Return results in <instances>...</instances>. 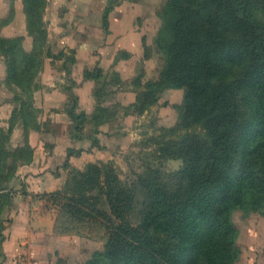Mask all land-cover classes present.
<instances>
[{
	"label": "trees",
	"instance_id": "obj_1",
	"mask_svg": "<svg viewBox=\"0 0 264 264\" xmlns=\"http://www.w3.org/2000/svg\"><path fill=\"white\" fill-rule=\"evenodd\" d=\"M46 6V0H23L30 50L22 35L0 33L6 82L30 99L51 54ZM114 6L103 15L107 31ZM158 16L154 41L164 67L157 78L143 81V70L134 77L138 91L130 107L143 114L167 89H182L178 119L148 139L155 146L135 178L123 179L112 161H91L47 193L60 210L58 233L81 234L96 221L106 230L103 248L77 264H236L234 213L264 215V0H164ZM83 75L95 81L97 104L91 116L79 110V95L68 87L66 109L79 133L88 122L95 128L114 119L113 107L104 104L112 92L107 87L122 82L117 71L107 80L99 64ZM34 112L23 98L9 126L0 125V257L5 212L16 195L11 183L34 159L27 131ZM19 122L25 143L15 146L11 134ZM169 159H180L181 167L166 170Z\"/></svg>",
	"mask_w": 264,
	"mask_h": 264
},
{
	"label": "rangeland",
	"instance_id": "obj_2",
	"mask_svg": "<svg viewBox=\"0 0 264 264\" xmlns=\"http://www.w3.org/2000/svg\"><path fill=\"white\" fill-rule=\"evenodd\" d=\"M163 2L164 0H46L47 6L43 18L49 33L47 45L51 54L44 57L43 66L33 82L34 91L31 99L16 85L7 84L6 64L4 59L0 58V125L8 127L12 110L20 106L23 98L28 100L35 110V118L29 120L30 124L27 128L28 141L35 149L34 159L37 153L38 162L42 165L38 167V164H35V167L29 170L22 167L27 164L18 168L16 177L11 183L15 191L14 195L20 192L29 194L25 183L21 187L14 185L15 180L20 178V181H24V177H29V171L35 177L45 176L46 190L37 195L55 214L56 232L61 223L58 219L60 210L47 194L50 190L62 187L74 168H82L91 161H112L123 179L135 178L143 170L144 160L149 157L148 153L155 146L148 139L160 133L163 126L174 125L178 119L176 105L183 99L182 89H167L158 103L143 114H137L130 107L138 91L134 77L143 70V81L157 78L164 67V57L156 48L154 41L161 23L158 10ZM116 3L127 5L130 21L137 31L139 28L140 33L144 34L141 59H137L132 67L128 64L125 66L128 73L122 77L120 84L107 87L108 89L111 87L112 92L108 94L104 104L107 102L106 104L113 107L116 115L114 119L95 128L92 122H88L79 133L66 109L69 102L68 87L72 85L73 90L80 96L79 110H85L90 116L95 111L97 101L89 86L83 84L80 89L78 85L84 64L77 61V51L68 43L72 40L66 39L64 33L65 31L69 33L71 29H75L77 22L80 23L88 18H91L90 21L96 26L100 25L107 6L111 4L114 6ZM13 8L15 11L11 15ZM7 19L10 21L0 26V33L6 36L23 35L24 47L30 50L33 39L26 30L23 0H0V24ZM91 34L97 38L95 33ZM129 46L132 48L131 44ZM91 50L94 58L98 59L100 52L97 49L91 48ZM147 54L146 61L144 56ZM123 55L129 56L127 51ZM103 68L107 73V80L117 71L112 62ZM91 88L94 91L95 83ZM18 95L20 97L23 95V98L17 99ZM25 129L20 122L14 125L11 134L12 145L25 143ZM79 134L82 137L78 138ZM181 164L180 159H169L165 162V169L177 170ZM48 183L50 184L47 185ZM55 183L56 187L53 188L52 185ZM5 216L9 220L7 210ZM234 221L239 229L238 244L241 248L236 264H264V215L256 212L246 215L242 211H236ZM81 230L83 231L81 234L59 233L71 236L67 239L66 250L57 251L58 264H67V260L79 263L87 255L89 258L95 250L103 248L106 230L101 222L88 223L82 226ZM5 231L6 229L4 241ZM51 258L50 262L55 263Z\"/></svg>",
	"mask_w": 264,
	"mask_h": 264
},
{
	"label": "crops",
	"instance_id": "obj_3",
	"mask_svg": "<svg viewBox=\"0 0 264 264\" xmlns=\"http://www.w3.org/2000/svg\"><path fill=\"white\" fill-rule=\"evenodd\" d=\"M90 20L92 19L88 18L80 23L77 22L75 29H71L69 33L65 31L64 34L66 35L64 36H67L66 39L72 40L68 41V43L76 49L77 61L79 60V62L84 64L81 79L78 82L80 89L85 84L90 87L93 93L91 87L95 81L84 79V69L86 67H94L98 64L103 67L107 64L109 66L112 62L115 64L117 72L123 77L128 73L125 66L128 64L132 67L137 59H141L144 34L142 35L140 33L138 27L137 31L136 27L130 21L125 3H117L109 12L108 31L105 29L103 19L100 25L97 24V26ZM91 33H95L97 38ZM129 44L132 45V48ZM91 48L97 49L100 52L98 59L96 57L94 58L91 53ZM125 51H127L129 56L123 55ZM132 53L134 54L133 57ZM147 58L144 56L146 61ZM37 155L36 153L35 159L31 164L22 167L29 170L34 168L35 164H38V167L42 166L38 162ZM44 177H35L29 171V177H24V181H20V178L15 180V187H21L25 183L29 189V194H21L20 192L15 195L12 206L7 210L9 220L5 231L6 239L3 243L4 255L0 257V264H14L15 260L23 255L29 257L30 264H58L57 251L66 250L67 239L71 235H61L55 231V214L45 206V201L37 195V193L46 190L45 180L47 179ZM18 182L19 184H17ZM52 186L55 188L56 183ZM68 248L70 247L68 246ZM50 258L55 263L50 262ZM87 259L88 255L84 259H81L80 262ZM68 263L77 264L78 262L75 263L67 260Z\"/></svg>",
	"mask_w": 264,
	"mask_h": 264
},
{
	"label": "built area",
	"instance_id": "obj_4",
	"mask_svg": "<svg viewBox=\"0 0 264 264\" xmlns=\"http://www.w3.org/2000/svg\"><path fill=\"white\" fill-rule=\"evenodd\" d=\"M14 264H30L29 258L25 255L20 256L15 260Z\"/></svg>",
	"mask_w": 264,
	"mask_h": 264
}]
</instances>
